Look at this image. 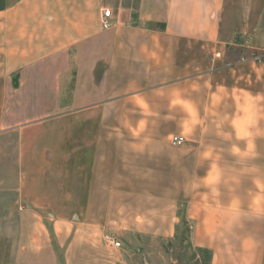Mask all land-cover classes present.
Instances as JSON below:
<instances>
[{
	"label": "crops",
	"instance_id": "obj_1",
	"mask_svg": "<svg viewBox=\"0 0 264 264\" xmlns=\"http://www.w3.org/2000/svg\"><path fill=\"white\" fill-rule=\"evenodd\" d=\"M229 46L264 51V0H9L0 148H22V163L43 168L41 148L55 175L70 177L76 188L60 182L59 200L72 210L41 206L58 218L74 212L139 251L150 236L175 238L183 201L192 244L211 250L212 264H264V59L229 62ZM187 131L184 199L171 139ZM43 245L36 259L60 263L65 245ZM130 251L116 263L131 264Z\"/></svg>",
	"mask_w": 264,
	"mask_h": 264
},
{
	"label": "rangeland",
	"instance_id": "obj_2",
	"mask_svg": "<svg viewBox=\"0 0 264 264\" xmlns=\"http://www.w3.org/2000/svg\"><path fill=\"white\" fill-rule=\"evenodd\" d=\"M130 4L136 8L137 0H130ZM243 50L245 49L229 46L228 61L233 62L237 56L253 58L251 52ZM188 132L191 131H187L186 141L182 138L183 145L173 149L180 160V193L184 199L191 191V136ZM30 149L35 155V148ZM21 150L22 148H0V264H43L36 259L34 253L35 248L44 246V242L45 245L50 242L54 248L59 246V242L65 245L63 249L55 248L58 261H61L58 264H118L116 262L121 258L123 249L131 250V264H196L194 255L197 252L189 245H193L191 220L187 219V205L183 201L179 206L180 223L175 238L150 236L147 240H141V249L135 251L133 241L131 244L114 231L103 235L94 232L84 226L82 217L73 214L74 212L68 217L58 218L54 216L52 209H43L44 205L59 207L61 204L71 209L75 202L59 200L62 192L60 182L68 183V193L76 187L65 174L62 178L55 175L54 169L43 161L46 157L43 149L37 148L43 168H34L33 161L30 162L31 168L27 166V162L26 165L22 163ZM67 170V174L73 171L72 168ZM50 186L57 191V195L53 196V200L45 201L43 192ZM28 196H38V200L27 201ZM183 218L186 219L185 223ZM41 226H45L47 235L39 228ZM106 237H115L120 241L122 250L109 247Z\"/></svg>",
	"mask_w": 264,
	"mask_h": 264
},
{
	"label": "trees",
	"instance_id": "obj_3",
	"mask_svg": "<svg viewBox=\"0 0 264 264\" xmlns=\"http://www.w3.org/2000/svg\"><path fill=\"white\" fill-rule=\"evenodd\" d=\"M9 6V0H0V11L5 10ZM163 28V26H161ZM253 56L257 57V61H261L264 59V51H254L252 52ZM185 218H183V223H185ZM190 247L197 252L194 255V261L196 264H212V258H213V253L209 249H204V248H196L191 243H189Z\"/></svg>",
	"mask_w": 264,
	"mask_h": 264
},
{
	"label": "built area",
	"instance_id": "obj_4",
	"mask_svg": "<svg viewBox=\"0 0 264 264\" xmlns=\"http://www.w3.org/2000/svg\"><path fill=\"white\" fill-rule=\"evenodd\" d=\"M111 13H112L111 9H105L103 11V18H102L101 24L103 28L105 29H108L111 26V23H110ZM217 57H220V54H217ZM253 58L255 60H258L256 56H253ZM171 145L175 147H179L183 145V139L175 136L171 139ZM106 239H107V244L109 247H112L115 249H120L121 247H123L122 243L116 240L115 237H106Z\"/></svg>",
	"mask_w": 264,
	"mask_h": 264
}]
</instances>
